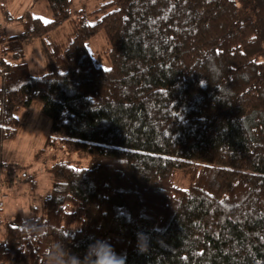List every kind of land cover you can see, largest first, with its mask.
Returning <instances> with one entry per match:
<instances>
[{"label":"trees","instance_id":"16d2710c","mask_svg":"<svg viewBox=\"0 0 264 264\" xmlns=\"http://www.w3.org/2000/svg\"><path fill=\"white\" fill-rule=\"evenodd\" d=\"M46 1L51 23L26 12L0 37V143L41 101L47 145L77 160L55 157L43 206L0 224V264H45L61 240L83 259L97 239L126 264H264V0H104L60 52L46 40L72 0ZM100 30L110 68L89 51Z\"/></svg>","mask_w":264,"mask_h":264},{"label":"clouds","instance_id":"9594fccd","mask_svg":"<svg viewBox=\"0 0 264 264\" xmlns=\"http://www.w3.org/2000/svg\"><path fill=\"white\" fill-rule=\"evenodd\" d=\"M40 133L21 129L7 144L0 143V156L4 169L0 171V224L12 221L18 212L26 218L31 217V210L50 196L48 175L42 161L37 159L40 151L38 139ZM15 167V178L11 185L7 182V167ZM25 233L33 239H39L45 231L42 225L27 219L24 224ZM61 241L49 245L45 250V264H126V256L118 255L107 240H95L88 246L83 259L70 254ZM7 233L0 229V244H7ZM149 249V236L137 233V250L146 253Z\"/></svg>","mask_w":264,"mask_h":264},{"label":"rangeland","instance_id":"374dc122","mask_svg":"<svg viewBox=\"0 0 264 264\" xmlns=\"http://www.w3.org/2000/svg\"><path fill=\"white\" fill-rule=\"evenodd\" d=\"M104 0H72L71 3V15L57 30L53 31L50 36L47 38L46 43L50 47L56 48L59 52L65 48L75 34L76 25L73 21L77 10H84L87 13L92 12L97 5L102 3ZM26 12H30L33 16L40 17L43 21H50L53 18L51 9L48 6L46 0H0V37H7L16 34L22 33L24 27L19 23L16 18L23 16ZM89 21H93L89 17ZM42 41H37V48H29V56L34 55L35 63L32 64V67L36 71H41L43 67L45 58L42 52ZM89 51L91 52L94 59L103 67L110 68L111 61L109 57L110 45L107 42L104 30H100L96 35L91 37L88 41ZM58 53V59H59ZM1 58V55H0ZM58 65L63 69V63H60L58 60ZM42 103L41 101H34L33 104L26 108H21L16 111V115L20 120L18 126V131L16 135L12 138H9L4 142L7 144L17 135L21 134V129L37 132L39 134V148L40 151L37 154V159L42 161L48 175L51 177L48 168L54 162V158H63L69 159L73 163L76 162L77 157L75 154L68 155L65 152L51 148L47 145V138L50 135V119L44 115L42 112ZM3 160V157H0V161ZM4 169V164L0 163V171ZM7 182L9 185L12 184L15 178V167L13 165H8L7 167ZM52 186V177L51 184L49 185V191ZM37 205L36 207H40ZM32 212V211H31ZM21 213L22 212H18ZM25 217V216H24Z\"/></svg>","mask_w":264,"mask_h":264},{"label":"snow or ice","instance_id":"6c2138e0","mask_svg":"<svg viewBox=\"0 0 264 264\" xmlns=\"http://www.w3.org/2000/svg\"><path fill=\"white\" fill-rule=\"evenodd\" d=\"M44 23H45V24H48V23H51V22H50V21H47V20H45V21H44ZM108 71H110V69H108Z\"/></svg>","mask_w":264,"mask_h":264}]
</instances>
